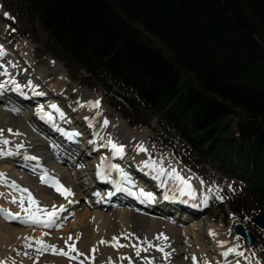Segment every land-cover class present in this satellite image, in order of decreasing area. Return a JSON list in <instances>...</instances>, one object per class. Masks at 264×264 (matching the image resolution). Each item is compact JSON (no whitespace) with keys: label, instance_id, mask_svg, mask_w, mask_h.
<instances>
[{"label":"trees","instance_id":"trees-1","mask_svg":"<svg viewBox=\"0 0 264 264\" xmlns=\"http://www.w3.org/2000/svg\"><path fill=\"white\" fill-rule=\"evenodd\" d=\"M5 1L190 166L244 185L234 213L264 211V0Z\"/></svg>","mask_w":264,"mask_h":264},{"label":"bare ground","instance_id":"bare-ground-1","mask_svg":"<svg viewBox=\"0 0 264 264\" xmlns=\"http://www.w3.org/2000/svg\"><path fill=\"white\" fill-rule=\"evenodd\" d=\"M2 3L0 1V15L4 13ZM0 45L3 46L4 50L7 48L1 40ZM19 46L15 51L20 53L22 58L20 61V57L14 59L6 50V55L0 59V64H4L5 67L9 68L12 76L23 88V94L11 90V85L0 92V128L5 130L10 128L14 132L19 131L22 133V135L15 136L5 131L4 136L11 143L0 147H5L6 151H11L14 154L0 156V172L6 174L8 181H15L21 188H27L33 197L39 201L40 207L51 210L53 205L57 208L60 205H65L67 211L61 213V216L65 218L58 220L60 227L53 229H46L39 225L27 226L16 220L8 221L0 216V264H80L81 260L84 261V264H130L128 259H121V257L131 258V264H141L136 261L137 257L143 262L142 264H146L142 257L151 260L152 264H211L210 261L218 260V258L199 257L191 249L188 237H192V232L197 229L196 227H199L198 223L200 221L191 224L193 231L192 229L186 231L181 227L185 216H187L186 219L189 217L197 218L208 205L213 203L212 197L208 196V193L201 188L202 186L195 181V178L181 169L173 155L152 152L147 129L139 130L141 133L135 134L128 128L126 122H115L106 105L101 101L98 110L79 107V104L100 99L94 100V96L88 95L87 97V93L81 92L76 107L64 104L65 97L63 93L65 91L63 90L66 89L57 88L53 83L47 85V79L50 78L47 73L48 69L42 68L37 71L33 68L35 59L32 56V51H30L32 46L26 41H22ZM55 59L49 57L47 60L50 65L49 69H53L57 73L58 79L61 80L56 83L58 85L69 78L66 74L63 75L65 68L60 63L61 61L58 62L59 60ZM13 64L16 66L15 68L11 67ZM8 79V77L0 76V82ZM29 80L35 86L34 88L26 86ZM69 82H71L70 79ZM72 85L75 89H78V84L72 83ZM61 87L65 88L66 85L63 84ZM35 92H42L44 95H36ZM30 103L33 104L32 109L28 108L26 110L25 108ZM51 104L57 105L64 116L61 117L58 112L51 109L49 107ZM40 106H43L45 113H51L52 121L41 119V116L37 113V108ZM22 111L24 114H19ZM97 111L101 115H96ZM104 119L109 121L107 127L103 126ZM76 133H79V135H76ZM108 139H112L118 145H124L123 158L117 156L111 147L107 145ZM80 142H82V146H78ZM17 144H23L24 147L17 149ZM139 144H143L148 152H138L137 145ZM97 151H102L99 160L96 159L98 155L92 158V155ZM30 156H35L37 159L26 158ZM145 161L149 163L157 161L159 162L157 168L162 163L166 169L169 166L176 168L185 178L192 177L190 184L194 190L193 196L195 198L181 196L178 191H174L177 182L170 180L167 176H159L156 171L145 167ZM77 167V171L72 170ZM21 168L26 170L25 173L31 178L30 181L24 180L19 172ZM131 170L133 171L131 172ZM45 172L49 177H54L62 185L70 188L74 196L65 199L54 188L42 183L40 176ZM98 172H102L108 177V184L106 185L108 187L101 190V192L99 190L103 184L97 179ZM121 172L126 174L127 179H124ZM130 172L134 177H137L136 180L139 181V185L136 184V180H132L133 176ZM117 186L123 187L126 193L116 195L114 191ZM141 189L145 192H151L154 199L149 202L140 197L139 192ZM0 193H4V196H0V208L8 209L14 214L24 215L18 203L13 204L10 202L11 197L9 195L19 196L21 193L15 192L6 184H0ZM166 194L170 197L167 200L164 199ZM69 199L78 202L82 199H85L84 202H86L89 199L85 203L86 206H84L89 208V214H87L90 215L91 220L86 227V224L83 223L85 217H81L79 223L82 225L80 227L72 223L69 231L73 233V240L68 241L66 245L65 241L68 240L70 232L60 231V229L62 230L68 225L67 221H70L69 218L74 215L73 209L77 205V203L69 204ZM205 199L207 200L206 205L204 203ZM173 200L179 201L185 206L188 205V208L185 211L184 207H179V216L176 213L175 219H167L165 215L170 209L175 208L177 210L175 206L178 205L173 204ZM150 204L152 205L149 206ZM27 206L28 202L25 200V207ZM116 206L119 207L115 208ZM152 206L155 207L152 209ZM164 209L165 212L162 211ZM41 215L43 218V214ZM176 219H178L177 222ZM213 223L208 228L206 238L210 237L211 239V242H207L208 245L213 247L211 253L213 251L214 256H220L219 259L221 260H218L216 264H237V261H239V264H259L252 257L245 255L244 250L240 249V245L236 244V241L233 243L225 238L223 239V234L218 232ZM81 229L85 230L84 234L80 231ZM94 229L95 233H93ZM210 230L214 231L215 235H210ZM44 233L49 234L44 235ZM78 233L81 234L79 240L76 239ZM124 233H133L134 236L124 239L121 235ZM160 233L169 238L167 242L156 239V236ZM114 236L119 237V244H136L138 247L145 248L147 245H141L136 237H139L140 240L147 238L153 245L164 246L166 243L167 246L164 250L172 253V255L170 258L165 259L163 253L153 247L148 251H141L140 256H136V250L131 246H112V244L117 243L112 240ZM40 239L49 245H55L57 249H64L65 251H69V246L75 241V248L91 258L85 259V256H80L79 259L70 260L63 255L53 254L50 250L38 253L35 250L37 247L35 241ZM101 240L111 243L100 244ZM30 241L33 243V247L26 248L25 244ZM221 241L225 242L223 246L219 243ZM255 243L256 241L252 245ZM232 247H237V251H243L245 257L244 255L237 257L234 254L225 257L223 253ZM93 248L96 249L95 252L91 251ZM70 254L72 256L77 255L75 251ZM193 256L197 258L195 262L192 260Z\"/></svg>","mask_w":264,"mask_h":264},{"label":"rangeland","instance_id":"rangeland-1","mask_svg":"<svg viewBox=\"0 0 264 264\" xmlns=\"http://www.w3.org/2000/svg\"><path fill=\"white\" fill-rule=\"evenodd\" d=\"M3 6L4 13L0 15V40L2 43L5 44L7 48H5L6 51H8L11 57L16 59V57H20V53L15 51L20 43L22 41H26L28 44L32 46L30 48V51H32V56L35 59L33 63V68H35L37 71L41 70L42 68L48 69L47 73L49 74L50 78L47 79V85H50L53 83L55 87L60 89H66L63 93L64 98V104L70 105V107L77 106L79 101V93L84 92L88 95L94 96L93 99H100V101L106 105L108 112L111 114V117L115 122H123L126 125H128L129 129H131L135 134L141 133L142 130L147 129L148 137H150L151 142V150L152 152L159 153V154H169L173 155V157L177 160L179 163L181 169L184 172L189 173L193 178H195V181L200 184L202 189H205V191L208 193V196H211L213 199V203L208 205V207L205 208L202 213L194 219L187 220L182 222V229L186 231H190L192 228L191 224L195 223L196 221H200L198 223L199 227H196L199 229H195L194 232H192V237H188V240L190 241V246L193 252H195L199 257H210V258H218L220 261V256L218 255L217 251L216 254L213 255L212 246L208 245L211 242L210 237L206 238L208 234V228L211 226L212 222L215 224V227L217 228L218 232L223 234V239H227L230 242L235 243L236 241L238 245H240V249L244 250L245 255L252 257L256 261L259 262V264H264V231L259 229L257 226L254 225V219L256 217V213L254 212H248L249 214L247 216L244 215V217H238L236 213H234L231 203L229 202V198L232 201H236L238 198V195L243 193L244 185H242L239 182L232 181L230 179H227L219 174H217L216 171H214L210 164L203 163L199 166V170L195 169L194 167L190 166L184 158H182L178 153L177 149L172 147L174 144L171 142V140H168V138H165L167 135L163 128L159 125L157 118L155 116H152V121L150 125H145L141 122H144L142 120L145 119V115L142 112L137 111L134 112L129 109L124 108H116L113 104L110 103L109 99L107 98L102 86L98 84L96 81L90 80L84 71H81L80 69H73L57 58L54 54H52L48 48H47V33L42 28V26L39 24V22H36L34 24H29L25 17L18 16L13 12L11 8L7 5V2L5 0H0ZM4 4V5H3ZM5 14H8L7 16ZM24 44V43H22ZM20 47V46H19ZM15 56V57H14ZM52 57L55 60H59L64 68L65 71L63 75L66 74V76L70 79L71 82H68L65 80L64 82L59 83L58 75L53 69H49L50 65L48 63V58ZM22 58L20 57L19 61ZM65 76V77H66ZM64 77V78H65ZM72 83L78 84V89H75ZM66 85V87H61L62 85ZM45 85V84H44ZM33 104L30 103L26 110L28 108L32 109ZM30 109V110H31ZM19 114L23 115L24 112H20ZM119 117V118H118ZM131 127V128H130ZM141 130V131H139ZM80 142L79 145L82 146ZM82 148V147H81ZM80 148V149H81ZM82 150V149H81ZM102 151H97L94 155H92V158L96 157L98 155V158L100 159V153ZM162 156V155H161ZM73 162V160H72ZM72 170H78V167ZM133 170H131L132 172ZM20 174L22 177H24L25 181H30L31 178L25 173L26 171L19 169ZM130 172L131 176L132 173ZM136 173V171H134ZM137 174V173H136ZM137 177H132V180H136ZM201 181L203 183L201 184ZM137 185H139V181H135ZM154 183H156L154 181ZM143 185V183H141ZM222 197V199H220ZM89 200V199H88ZM86 200V202H88ZM85 199L79 200L77 205L74 207V215H72L69 220L67 221L68 225L63 228L60 231H69L71 228V224L73 223L77 227H80L82 224L79 223L81 217L84 220L85 227L87 224L90 223V215L89 214V208H86L84 202ZM85 205V206H84ZM150 204L149 206H151ZM116 206L115 208H117ZM154 207V206H152ZM208 208V209H207ZM77 210V211H76ZM79 210V211H78ZM86 211V212H85ZM88 213V214H87ZM88 215V216H87ZM80 216V217H79ZM167 219L175 216H173L172 213H166ZM74 221V222H72ZM86 221V222H85ZM178 219H176V222ZM244 225L246 228L250 229L255 235H256V243L252 246H249L245 239L238 235L235 232V227L237 225ZM68 227V228H67ZM68 229V230H67ZM83 234L85 232L84 229L80 230ZM95 233V229L93 230ZM193 231V229H192ZM70 232V231H69ZM69 235H72L73 233L70 232ZM227 235V236H226ZM232 240V241H231ZM205 241V242H204ZM243 246V248H242ZM19 248V247H17ZM243 252V251H242ZM210 254V256H208ZM215 254V253H214ZM203 255V256H202ZM235 255V254H234ZM244 255V257H245ZM24 257V256H23ZM218 260H212L210 261L211 264H216ZM137 262L143 263L138 257L136 258ZM135 261V263H136ZM103 264V263H101Z\"/></svg>","mask_w":264,"mask_h":264},{"label":"snow or ice","instance_id":"snow-or-ice-1","mask_svg":"<svg viewBox=\"0 0 264 264\" xmlns=\"http://www.w3.org/2000/svg\"><path fill=\"white\" fill-rule=\"evenodd\" d=\"M5 15L7 16L8 14H5ZM5 55H6V52L3 48V46L0 45V59H2ZM11 67L15 68L16 66L13 64V65H11ZM0 76H4V77L9 78L8 80H6L4 82H0V92H3L5 89H7L8 85H11L12 86L11 90H14L20 94H23V88H22L21 84H19L16 81V79L12 76V73L9 71V68L5 67L4 64H0ZM26 86L30 87V88L35 87L30 80L28 81V84ZM35 94L41 95V96L44 95V93H42V92H35ZM100 104H101L100 100L87 101L85 104H79V107H88L90 109H97L98 110L100 108ZM49 107L51 109L55 110L56 112H58L61 117L64 116V113L60 111V109L58 108L57 105L51 104V105H49ZM13 110L16 111L15 109H13ZM37 113L41 116V119H47V121H49V122L52 121V119H53L51 113H45L44 112L43 106H40L39 108H37ZM96 115H101V113L99 111H97ZM108 124H109V121L107 119H104L103 120V126L107 127ZM5 131H7L9 134L15 135V136L22 135V133H20L19 131L14 132L10 128L7 130L0 128V146H7L11 143V141L4 136ZM76 135H79V133H76ZM107 145L111 147V149L114 151V153L117 156H120L121 158H123V156H124V145H122V144L118 145L117 143L113 142L112 139H108ZM16 147H17V149H20V148H23L24 146H23V144H17ZM137 151L147 153L148 149L145 148L143 146V144H139V145H137ZM13 154L14 153L11 151H6L5 147H0V156H10ZM26 158L31 159V160L37 159V157H35V156H30V157H26ZM157 163H159V162L152 161L151 163H149L148 161H145L144 165H145V167L156 171L159 176H167L170 180L176 181L177 183L175 185L174 191H178L181 196H189V197L195 198L193 196L194 190L192 188V185L190 184V180L192 179V177L185 178L180 174V172L176 168L169 166V168L166 169L162 163L157 168ZM117 170H119V169L117 168ZM98 174L103 175V173H98ZM121 174L124 177V179H127L126 174H124L123 172H121ZM40 180L42 183L48 185L49 187L54 188V190L57 193H59L61 196H63L65 199H68V197L74 196V193L72 192V190L70 188H67L64 185H62L60 183V181L55 179L54 177H49L46 172L40 176ZM202 183H203V181H201V184ZM0 184H6L8 187L13 189L15 192L21 193V195H19V196L9 194L11 197L10 202L13 204L18 203V205L21 209V212L24 213V215L21 216L20 213L14 214L8 209L0 208V216H3L8 221L16 220L19 223L27 225V226L39 225V226H42L46 229H53V228H59L60 227V225L58 224V220L65 218V217L61 216V213H64L67 211V208L65 205H60L58 208H57V206L53 205V208L51 210L44 208V207H40L39 201H37L33 197L32 193L27 188H21L15 181H8L6 179V174L2 173V172H0ZM117 190L119 191L120 189L117 188ZM24 194H27V195L25 196ZM0 196H4V193H0ZM139 196L143 197L144 200L149 201V202H151L154 199L153 194L151 192H145L142 189L139 192ZM169 198L170 197L167 194L164 196V199H166V200ZM220 199H222V197ZM25 200H27V202H28L27 207H25ZM68 203L74 204V203H78V201L69 199ZM204 203H205V205L207 204L206 199H205ZM41 214H43V218H42ZM48 234L49 233H44V235H48ZM209 234L215 235V232L210 230ZM121 235L124 239H129L130 237L134 236L133 233H124ZM80 236H81V234L78 233L76 239L79 240ZM26 239H29V238H26ZM136 239L139 241V243L141 245H147V247L146 248L145 247H138L136 244H131V245L119 244L118 243L119 237H116V236H114L112 238V240L117 242V243L112 244V246H114V247L131 246L136 250V256H140L141 251H148L150 248H153V247H155L157 251L163 253V256L165 259L170 258V256L172 255V253H170V252H165L164 248L167 246L166 243L164 246L153 245L150 241L147 240V238L140 240L139 237H136ZM156 239L157 240H163L164 242H167L169 238L167 236H165L163 233H160L158 236H156ZM71 240H73V237H72V235H69L68 240L65 241V244L67 245L68 241H71ZM99 243L100 244H110L111 242L101 240ZM219 243L221 246H223V244L225 242L221 241ZM35 244L37 245L35 250L38 253H43V252L50 250V251H52L53 254L63 255L70 260L79 259L80 256H85V259L91 258L89 256H86L84 253H80L78 251V249L75 248V241L73 242L72 245L69 246V251H65L64 249H57V247L55 245H49L46 242H44L42 239L36 240ZM25 247L26 248H32L33 243L30 241L29 243L25 244ZM237 247L229 248L226 252L223 253V255L225 257L229 256L230 254H235L237 257L243 256L244 253L237 251ZM73 251H75L77 253L76 256H72L70 254ZM91 251L95 252L96 249L93 248ZM25 255H27V253H25ZM121 259H128L130 264H131V258L121 257ZM142 259H144L146 261V264H152V261L148 260L146 257H142ZM192 260L195 262L197 260V258L193 256ZM80 264H84V261L81 260ZM237 264H239V261H237Z\"/></svg>","mask_w":264,"mask_h":264},{"label":"water","instance_id":"water-1","mask_svg":"<svg viewBox=\"0 0 264 264\" xmlns=\"http://www.w3.org/2000/svg\"><path fill=\"white\" fill-rule=\"evenodd\" d=\"M254 225L264 231V211H261L256 215ZM235 231L245 239L248 245H252L256 241V235L244 225H237Z\"/></svg>","mask_w":264,"mask_h":264}]
</instances>
